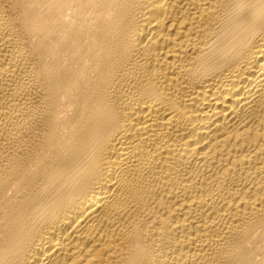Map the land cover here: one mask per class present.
Here are the masks:
<instances>
[{"label":"bare ground","instance_id":"obj_1","mask_svg":"<svg viewBox=\"0 0 264 264\" xmlns=\"http://www.w3.org/2000/svg\"><path fill=\"white\" fill-rule=\"evenodd\" d=\"M0 264H264V0H0Z\"/></svg>","mask_w":264,"mask_h":264}]
</instances>
